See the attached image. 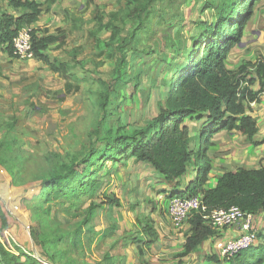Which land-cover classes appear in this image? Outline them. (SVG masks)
Segmentation results:
<instances>
[{
	"label": "rangeland",
	"instance_id": "374dc122",
	"mask_svg": "<svg viewBox=\"0 0 264 264\" xmlns=\"http://www.w3.org/2000/svg\"><path fill=\"white\" fill-rule=\"evenodd\" d=\"M35 1L40 13L31 28L39 35L56 36L57 41L46 52L68 63V71L79 79L67 80L35 58L11 57L0 45V159L6 161L0 165V198L7 212L0 245L10 250L20 247L25 264H102L107 257L113 264H203L204 260L215 257L219 264L216 248L201 246L186 257L179 256L188 228L186 220L179 227L169 221L166 194L173 189L158 172L134 161L132 156L121 165L113 164L111 159L103 162L99 155L95 157L97 169L93 176L99 185L92 199L99 201L103 194H113L119 204L94 208L86 223L83 213L89 195L77 207H70L64 198L46 203L42 197H35L39 180L59 162H70L89 146L101 148V143H95L94 130L98 124V136L104 137L107 130L115 131L121 120L123 124L143 125L158 112V103H162L165 93L161 82L166 75L158 56L170 51L161 38V33L169 34L167 29L135 43L140 51L138 55L145 57L136 65L132 61L128 64L127 75L113 91L112 99L121 102L119 110L112 104L110 114L103 119L94 101L103 84L115 78L117 41L130 36L137 26L127 15L125 1ZM165 4V0L153 4L152 19L164 10ZM199 5L188 0L181 6L174 3L165 8L163 17H168L166 26H174L171 36L175 44L181 39L176 34L178 29L189 45V36L196 30L197 22L212 20L213 12H201ZM22 11L8 0H0V16L2 13L18 16ZM105 24L115 27V40L111 42L113 30L99 27ZM246 27L241 45H235L228 53V68L252 63L235 59L243 52L259 53L260 40L264 39V0L256 2ZM257 32H262V36L258 37ZM125 53L130 60L131 53L127 50ZM248 72L250 76L255 73L250 69ZM254 77L257 81L256 74ZM258 82L251 86L252 90L260 89ZM185 123L192 125L190 119ZM200 132L198 128L193 134V161L198 160L203 150L209 127L202 137ZM108 170H111L109 174ZM143 214L152 219L156 232L146 245L147 237L140 233L137 223L138 216ZM256 222L254 229L264 238L263 212ZM262 238L258 235V242Z\"/></svg>",
	"mask_w": 264,
	"mask_h": 264
},
{
	"label": "trees",
	"instance_id": "16d2710c",
	"mask_svg": "<svg viewBox=\"0 0 264 264\" xmlns=\"http://www.w3.org/2000/svg\"><path fill=\"white\" fill-rule=\"evenodd\" d=\"M49 3L55 0H47ZM127 15L137 22L130 36L119 39L116 43L115 78L111 83L103 84L98 93L97 103L103 119L111 112L114 104L117 112L120 101L112 99L114 86L122 82L128 73V64L135 65L145 56L138 55L139 48L135 43L145 36H152L161 29H167L169 34L161 33V38L168 52L159 54L163 62L165 76L161 86L164 88V100L158 103V112L143 125L121 120L115 131L107 130L106 136L99 137V124L94 130L95 143H101V148L89 146L85 153L73 157L70 162H59L38 182L35 197H42L46 203L53 199L64 198L70 202V207H77L82 198L89 195V204L84 208L83 222L86 223L93 209L106 205L119 204L113 194H103L99 201L92 197L98 189L99 181L93 176L97 169L96 156L101 161L111 159L113 164L124 163L128 156L136 162L146 163L163 176L167 186L173 191L166 194L167 200L172 197L198 195L207 211L215 208L237 206L246 213L255 214L264 211V166L259 168L240 167L214 173L207 155L211 136L220 130H236L246 140L258 144L253 140L257 131L256 119L248 113V104L258 101L264 90V60L259 58L255 65V74L260 85L259 90H252L251 86L256 78L250 76V63L228 68L226 59L232 47L241 42L246 24L253 14L254 6L259 0H191L199 2V11L210 10L213 18L210 22L198 21L196 30L189 36L190 44L186 45L181 30L176 34L181 37L178 43L172 41L171 31L174 26H166L168 17H163L165 8L174 3L182 5L188 0H165L164 10L154 19L151 7L158 0H124ZM10 5L21 8L18 16L2 13L0 16V45L11 57V41L17 31L23 26H31L38 19L39 4L35 0H8ZM112 29L110 42L115 40V27L99 26ZM34 58L59 73L67 80L78 81V77L69 72V64L50 56L46 50L50 43L57 40L53 35H39L33 28L31 31ZM188 47V48H187ZM125 50L131 53L127 59ZM143 53V52H141ZM248 64V65H247ZM140 67V66H139ZM69 89V88H68ZM78 89V86L75 87ZM203 117L209 123V132L203 143V150L198 160L193 161L194 151L191 148L193 136L191 128L185 121L200 120ZM130 125V129L127 127ZM6 163L4 159H0ZM193 165L196 177L187 187L180 190V178L186 174L188 167ZM93 167V168H91ZM99 167H101L99 165ZM111 170L106 173L109 174ZM217 177L216 184L206 187L208 175ZM30 212V210H29ZM5 214L0 198V232ZM190 224V232L185 237L180 257H185L195 251L202 242L214 235V230L205 223L199 212H193L186 220ZM140 233L146 235L144 245L149 243V237H155L152 219L148 215L137 218ZM76 236L79 232L76 230ZM152 238V237H151ZM60 239V238H57ZM131 239V238H130ZM47 254V258H49ZM20 247L10 250L0 245V264H25ZM28 260V258L26 257ZM107 257L102 264H113ZM213 257V262H215ZM210 261V260H208ZM218 261V260H216ZM264 262V247L250 246L230 259H222L219 264H261ZM216 263V262H215Z\"/></svg>",
	"mask_w": 264,
	"mask_h": 264
},
{
	"label": "crops",
	"instance_id": "0c3cea01",
	"mask_svg": "<svg viewBox=\"0 0 264 264\" xmlns=\"http://www.w3.org/2000/svg\"><path fill=\"white\" fill-rule=\"evenodd\" d=\"M247 28L248 27H246V29ZM253 32H256V31H253ZM261 33L258 34L257 36L261 37L262 36ZM52 35L54 36V34ZM260 42L261 44H259V48L257 47L258 52H259L258 54L254 55V53L251 54V53L243 52V54H239L238 56L235 57L236 60H240V59L250 60L252 63H250L249 69L254 72H255V65L257 64L258 59L262 56L264 58V39H261ZM253 45H255V42L253 43ZM238 48L242 49L243 46H238ZM260 53L262 56L260 55ZM254 75L255 73L251 74V76H254ZM255 82H258V79ZM257 90L259 89L257 88ZM259 100L260 101H252L248 104L249 106L248 113L256 119L257 131L255 135L253 136V140L256 141L258 144H252L251 142L246 140V138L240 132H237L236 130H231V131L220 130V131L215 132L210 138L211 143L208 145V149H207V155L210 159L211 169L214 173L229 171V170H236L242 166L246 168H259L261 166H264V160H261L262 158L264 159L263 92L260 93ZM190 122L192 123V125H188V126H190L191 128L192 136L194 133H197L198 128H201L200 136L202 137L203 131H205V128L209 125V123L206 121V118L204 120H201V119L200 120H196V119L190 120ZM191 148L195 152V147L193 146V143L191 145ZM139 163L147 165L146 163H142V162H139ZM190 167L191 166L188 167V170L190 169ZM151 169L153 168L151 167ZM161 177H162V180L164 181L162 175ZM195 177H196L195 167L194 168L191 167L190 173L189 171H187L186 174L180 178V182H179L180 185L177 186V189L178 190H180L181 188L184 189L185 187L189 185L191 181L195 179ZM216 181H217V177L215 175L213 174L208 175V179L205 183V186L208 188L212 187L216 184ZM262 212L264 213V211H259L253 214V227L255 229H256L255 225L257 224L256 219L260 216ZM185 222H186L185 227L188 228L186 229L187 231L186 236H187L190 232V224L187 221ZM170 223L174 227H179L182 225V224H174L171 221ZM239 231L240 230H239L238 225H233V226H229V227L221 228V229H214V232H215L214 235H212L207 240L202 242L197 249H199L201 246L202 247L205 246L206 248L207 247L216 248L217 253H218L217 259L220 262L223 259L222 251H223V246H224L225 241L230 237L237 236L239 234ZM259 233L261 232H257V234L259 235V238H262V236ZM258 235H257V238H258ZM262 235L264 236V234ZM262 240H259L258 242V239H257L256 242L252 246L256 247L258 245H262V247H264V238H262ZM203 264H217V263L213 262L212 260L210 261L204 260Z\"/></svg>",
	"mask_w": 264,
	"mask_h": 264
},
{
	"label": "built area",
	"instance_id": "2783aa9c",
	"mask_svg": "<svg viewBox=\"0 0 264 264\" xmlns=\"http://www.w3.org/2000/svg\"><path fill=\"white\" fill-rule=\"evenodd\" d=\"M32 29L31 26H23L12 38L11 46L15 58L21 60L34 58L31 38ZM166 210L169 220L174 224H182L193 212H199L205 219V223L212 229L238 225L239 234L228 238L224 243L223 259L236 256L256 242L257 233L253 227V214L243 212L237 206L215 208L207 211L198 195H186L169 198Z\"/></svg>",
	"mask_w": 264,
	"mask_h": 264
},
{
	"label": "water",
	"instance_id": "95a60500",
	"mask_svg": "<svg viewBox=\"0 0 264 264\" xmlns=\"http://www.w3.org/2000/svg\"><path fill=\"white\" fill-rule=\"evenodd\" d=\"M257 34H258V32H257ZM239 45H241V42L239 43ZM243 45V44H242Z\"/></svg>",
	"mask_w": 264,
	"mask_h": 264
},
{
	"label": "clouds",
	"instance_id": "9594fccd",
	"mask_svg": "<svg viewBox=\"0 0 264 264\" xmlns=\"http://www.w3.org/2000/svg\"><path fill=\"white\" fill-rule=\"evenodd\" d=\"M264 91V90H263ZM214 230V229H213ZM257 240V239H256Z\"/></svg>",
	"mask_w": 264,
	"mask_h": 264
}]
</instances>
